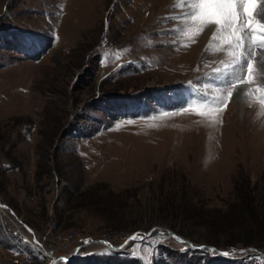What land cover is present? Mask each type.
Returning <instances> with one entry per match:
<instances>
[{"label": "rangeland", "instance_id": "1", "mask_svg": "<svg viewBox=\"0 0 264 264\" xmlns=\"http://www.w3.org/2000/svg\"><path fill=\"white\" fill-rule=\"evenodd\" d=\"M185 2L0 0V264H264V103Z\"/></svg>", "mask_w": 264, "mask_h": 264}, {"label": "snow or ice", "instance_id": "2", "mask_svg": "<svg viewBox=\"0 0 264 264\" xmlns=\"http://www.w3.org/2000/svg\"><path fill=\"white\" fill-rule=\"evenodd\" d=\"M185 6L191 11L185 12L183 18L194 26L189 27L188 32L197 35L213 27L211 40L222 45L214 50L225 52L228 57L227 62L221 61L222 68L214 69L215 78L220 82L215 91L222 95L211 98V102L226 106L239 85L252 83L254 73L258 72L254 60L264 62V11H261L264 4L256 0H188ZM253 92L260 93V101L264 103V87L250 89L245 95L251 96ZM214 111L220 109L201 111L200 115L212 116ZM132 239L143 238L134 236Z\"/></svg>", "mask_w": 264, "mask_h": 264}, {"label": "bare ground", "instance_id": "3", "mask_svg": "<svg viewBox=\"0 0 264 264\" xmlns=\"http://www.w3.org/2000/svg\"><path fill=\"white\" fill-rule=\"evenodd\" d=\"M256 2L258 4H264V0H256ZM187 3L185 2L184 5H180V6H183V7H186ZM190 8L186 7V10L185 8L184 9H181L180 11L183 12V14L185 12H190L191 9L189 10ZM261 11H264V9H261ZM185 23V22H184ZM189 23V22H188ZM213 28V27H212ZM208 30V29H207ZM205 31L204 29V32H203V35L202 37L207 33H209L208 31ZM193 48V47H192ZM193 51V50H192ZM256 51H258V53L260 52L259 49H257ZM225 54V52L223 53ZM258 65V64H257ZM248 90H246V88H240L238 87L237 90L234 91L233 93V97L230 98V101H229V104L226 105L227 106V109L230 110L232 109L236 115V119L238 120V123L239 124H246V123H249L253 120L256 112L258 110H260V106L257 102H255L251 96H248V95H245V93H247ZM262 110V109H261ZM264 112V111H263ZM259 113V112H258ZM259 120V119H258ZM15 228H17L16 230L17 231H20L19 230V227L18 226H15ZM26 239L28 240V244H32L31 240L29 238L26 237ZM23 244H25L26 242H22ZM27 244V243H26ZM34 245V242L33 244ZM24 252V251H23ZM51 257L48 256V259H50Z\"/></svg>", "mask_w": 264, "mask_h": 264}, {"label": "water", "instance_id": "4", "mask_svg": "<svg viewBox=\"0 0 264 264\" xmlns=\"http://www.w3.org/2000/svg\"><path fill=\"white\" fill-rule=\"evenodd\" d=\"M153 226H157V225H153ZM157 227H160V228H164V229H166L167 231H169L170 232V234L174 237V238H176V239H180L178 236H176L172 231H170L169 230V228H165L164 226H157ZM151 230L149 229L148 231H146V232H144L143 233V235L142 236H146V235H148L149 234V232H150ZM135 235H132V234H130L129 235V237H134ZM136 236H138V235H136ZM142 236H138V237H142ZM186 242H188L189 243V241L188 240H186V239H184ZM104 243L105 244H107L108 246H110L111 248H114V247H119V246H121L122 244H117V245H115V244H109L108 242H106V241H104ZM190 244V243H189ZM195 247H199V246H195ZM210 247H212V246H210ZM248 248H253V247H248ZM242 249L243 248H240V249H238L237 251H242ZM254 249V248H253ZM217 251H219V252H221V253H227L228 251L227 250H220V249H216Z\"/></svg>", "mask_w": 264, "mask_h": 264}, {"label": "built area", "instance_id": "5", "mask_svg": "<svg viewBox=\"0 0 264 264\" xmlns=\"http://www.w3.org/2000/svg\"><path fill=\"white\" fill-rule=\"evenodd\" d=\"M0 208H3V206L1 205V203H0ZM14 219L16 220L17 218L14 217ZM19 230H20V229H19ZM102 236L105 237L104 234H102ZM17 237H20V239H25V240H27L24 236H20V235H19V231H15V232H13V235L11 236V240L16 242V240L18 239ZM30 246H34V245L31 244ZM18 261H19V260H18ZM16 262H17V261H16ZM18 263H20V261H19Z\"/></svg>", "mask_w": 264, "mask_h": 264}, {"label": "trees", "instance_id": "6", "mask_svg": "<svg viewBox=\"0 0 264 264\" xmlns=\"http://www.w3.org/2000/svg\"><path fill=\"white\" fill-rule=\"evenodd\" d=\"M244 190H245V191H244L245 193H242L241 195H242V197L247 196L248 199H249V200H247V202H248V201L250 202V200H251V199H250V198H251V195H250V193H249V190H250V189L245 188ZM256 221H257V220H256Z\"/></svg>", "mask_w": 264, "mask_h": 264}, {"label": "crops", "instance_id": "7", "mask_svg": "<svg viewBox=\"0 0 264 264\" xmlns=\"http://www.w3.org/2000/svg\"><path fill=\"white\" fill-rule=\"evenodd\" d=\"M27 240L20 239L19 244H22V242H26ZM28 242V241H27ZM12 244V243H11ZM13 245V244H12Z\"/></svg>", "mask_w": 264, "mask_h": 264}]
</instances>
